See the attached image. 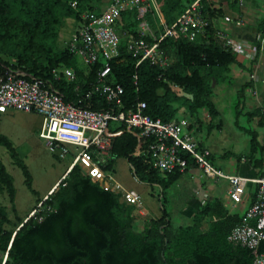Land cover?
<instances>
[{"label": "trees", "instance_id": "1", "mask_svg": "<svg viewBox=\"0 0 264 264\" xmlns=\"http://www.w3.org/2000/svg\"><path fill=\"white\" fill-rule=\"evenodd\" d=\"M99 2L0 0V75L11 71L20 73L27 80L48 81L66 102L107 110L110 104L103 95L94 93L90 98L86 97L97 83V73L105 67V62L99 59L93 65H85L78 55L71 52L70 41L64 47L58 45L65 20L72 19L80 26L84 15L97 13ZM156 2L163 22L170 26L193 0ZM201 13L210 24L193 41L176 34L160 43L169 61L165 68L146 61L137 66L138 60L127 51V45L141 37V21L136 9L121 13L115 23L120 38V55L108 63L111 71L107 82L122 87L124 110L144 103L145 113L153 119L163 122L186 119L188 130H193L195 136L202 126L198 114L205 110L210 118L208 129L221 127L220 123H214L219 112L213 102V81L216 85L232 84L229 67L235 63L236 57L231 51L223 49L215 38L213 20L218 16L216 10L203 3ZM144 20L154 36L159 37L161 24L153 9L145 14ZM143 38L149 42L152 40L148 35ZM65 68L72 69L75 78L68 80L60 73L56 80L55 74ZM251 84L248 82L238 89L234 102L235 115L243 113L241 105ZM244 115L248 120L257 118V125L264 126V111L261 108L246 111ZM108 131L116 136L109 156L103 157V170L114 178V160H127L139 182L160 188L162 214L136 226L139 211L136 206L127 204L121 193L105 190L74 166L55 189L38 202V209H32L21 219L16 215L14 206L13 179L0 162V196L7 194L11 204L9 211L0 202V262L6 255L5 264L253 263L252 250L228 241L231 230L242 220L238 214L229 213L218 197H204L196 213L190 218L187 215L189 223L173 226L171 214L164 207V194L179 182L191 166V161L187 160L188 168L183 173L161 171L153 166L143 141L140 155L135 154L139 144L133 134L136 131H127L124 125L118 123H111ZM257 137V134H251L247 156L256 167L264 163V146H260ZM0 146L9 150L13 164L22 170L26 185H30L31 177L22 159L9 140L1 135ZM255 153L261 157L255 159ZM235 158L240 161V156ZM208 160L212 165V154ZM263 168H259L258 177L264 175ZM263 251L264 241L260 243L258 252Z\"/></svg>", "mask_w": 264, "mask_h": 264}, {"label": "built area", "instance_id": "2", "mask_svg": "<svg viewBox=\"0 0 264 264\" xmlns=\"http://www.w3.org/2000/svg\"><path fill=\"white\" fill-rule=\"evenodd\" d=\"M203 3L210 5L214 0H193L170 26L163 22L156 0H111L106 11L82 17V24L70 39L71 52L78 55L85 65H93L99 59L105 62V67L97 73V83L86 97L90 98L94 93L103 95L110 104L107 110H95L66 102L63 95L48 81L35 78L27 80L20 73L7 71L0 75V114L11 109L41 116L39 139L59 159H72L67 173L78 166L92 181L99 183L105 190L121 193L127 204L138 209L141 208L139 196L124 188L103 170V157L109 156L116 136L108 131L111 123L122 124L127 131H136L133 134L138 138L139 144L135 154L140 155L143 141L147 156L153 166L161 171L183 173L188 168L189 160L191 167H196L201 172V177L215 181L226 180L228 197L235 205L242 203L247 184L254 183L257 187L254 199L241 215V223L231 230L228 241L252 250V264H264V251L258 252L260 243L264 241V175L250 180L238 175H227L214 168L208 160L210 152L206 148H200V142L193 131L188 130L189 122L186 119L171 122L153 119L145 113L144 103L124 110L122 87L107 82L111 71L108 63L120 55V38L115 30V23L122 12L136 9L141 21V37L127 45V51L138 60L137 66L146 61L165 68L169 61L160 43L176 34L193 41L210 24L202 16ZM150 9L155 11L161 24L162 32L159 37L154 36L144 20ZM223 22L233 23L237 27L242 25V21H233L229 17H224ZM144 35L151 37V42L146 41ZM215 38L223 49L231 51L235 57L244 56L248 59L255 56V51L249 45L236 41L222 29L215 31ZM259 45V50L263 52L264 37L260 38ZM60 73L68 80L75 78L74 71L65 68L55 74L56 80ZM250 78L251 81L254 79L253 76ZM5 261L6 255L0 264H5Z\"/></svg>", "mask_w": 264, "mask_h": 264}, {"label": "rangeland", "instance_id": "3", "mask_svg": "<svg viewBox=\"0 0 264 264\" xmlns=\"http://www.w3.org/2000/svg\"><path fill=\"white\" fill-rule=\"evenodd\" d=\"M63 25L59 33V47L67 45L78 26L71 20H66ZM231 83L232 86L229 83H225L227 86L214 84L213 100L216 102L217 110L221 113L223 120L222 128L208 129V122L203 120V117L207 118V111L203 110L198 114L202 119V126L200 132L196 135L198 141L212 152L213 163L223 169L227 167L228 173L232 171V168L228 166L231 163L230 158L232 156L222 158L225 153L235 155L236 157L243 156V159L247 157L250 150L252 133L257 134V142L260 146L264 144L261 141L264 137L262 135L264 134V127L262 128L257 125V119L248 120L247 116L244 115L247 109H244L243 113L235 115L234 94L228 91L229 89H233L234 83L232 81ZM229 93L232 96L229 95V97L227 95ZM262 107L264 108V105ZM39 117L36 114H26L19 110H10L6 115L0 117V135L9 140L12 148H14L18 157L22 159L31 177L30 183H28L30 184L28 185L30 189H28L24 174L18 166L13 164L14 162L10 157L9 150L5 146H0V162L13 179L15 188L14 206L16 215L21 219L32 209H38L40 205L38 202L46 198L44 196L51 186L64 173L65 178L69 165L72 162L70 158L59 159L56 155H53L48 150L47 144L39 139L38 134L42 122L41 117ZM179 117L181 118L182 115L180 114ZM253 157L259 159L261 156L259 153H255ZM112 175L124 188L139 196L141 208L137 212L138 221L136 222V226L141 225L144 220L157 218L162 214L159 202L162 200V197H159L160 188L157 185L139 182L134 176L127 160L116 158L113 164ZM205 182L209 186L213 181L207 179ZM216 186L224 191L226 183L225 185L221 183ZM194 192L195 183L189 174H184L177 184L165 191L164 207L171 214L174 227L189 223V218L192 214L185 215L183 211L184 209H186L185 212L189 210L188 203L193 200ZM0 202L9 211L11 210L7 194L4 193L0 196ZM142 210L147 213V216H145Z\"/></svg>", "mask_w": 264, "mask_h": 264}, {"label": "crops", "instance_id": "4", "mask_svg": "<svg viewBox=\"0 0 264 264\" xmlns=\"http://www.w3.org/2000/svg\"><path fill=\"white\" fill-rule=\"evenodd\" d=\"M110 3L111 0H100L97 8V13L106 11L109 8ZM210 5H211L210 7H212L211 9L216 10V14L218 15L213 20V26L215 31L218 29H222L228 36L234 38L236 41H239L245 45H249L250 48H252V50L255 51V56L253 58L247 59L244 56L243 57L238 56L236 57L235 63H233L229 67L230 76L234 84H233V89H229L228 91H231V93L234 94V99H235L238 89L242 85L251 82L252 85L250 86V88L246 90L244 101L241 106H243V109H247L246 111H251L248 109H254L257 107L264 109L262 107V105H264V50L263 52L259 50L260 38L264 37V0H242L241 3L239 2V0H214V3ZM219 10H221V12ZM224 17H229L233 21L240 20L242 21V25L237 27L233 23L226 24L223 22ZM67 20L73 21L72 19H67ZM75 24L78 25L77 23ZM78 27L79 25L77 26V29ZM252 76L254 77V79L251 81L250 77ZM249 89L251 90L249 91ZM232 94L229 93L227 95L232 96ZM213 102L216 105L215 100H213ZM218 112H219V116L214 120V123L215 124L220 123L221 125L220 128H222L223 120L221 118V113L219 110ZM6 113L0 114V117L6 115ZM26 114H35V113H26ZM203 120L207 122L210 120L208 114H207V118L203 117ZM263 127L264 126H262V128ZM194 129H196V127H194ZM261 141L264 143V137ZM203 147L210 152V155L212 154V152L208 147L204 145ZM262 155L264 160V153H262ZM228 157H231L230 158L231 163L228 165L229 167L232 168L231 172L229 173L227 172V167L226 169H223L220 166H216L214 163L212 165L214 166V168L221 170L223 173L227 175H238L250 180L257 178L259 168L264 167V163L257 164V167L254 166L253 161H249L247 157H244L245 161H243L242 160L243 156H240V161H237L235 156L232 154L230 155L229 153H225L222 156V158H228ZM64 174L51 186V188L44 197H47L52 192V190L55 189L58 183L63 180ZM184 174H189L190 178L194 180L195 183V192L192 197L193 200H191L188 203L189 210L185 212L186 209H184L183 213L185 215L190 213L193 215L194 213H196L197 207L199 206V203L202 200H204V197L206 198L218 197L222 200L224 206L227 208L229 213L238 214L239 216H241L244 213V211L251 205L257 188L254 183L249 182L244 191L242 197V203L235 205L230 201L228 197L227 194L228 183L226 180H217V181L212 180L213 182L209 186H207V183L205 182L207 179L201 177V172L196 167H191V166ZM202 178L204 179V181ZM220 182L223 185H225L226 183V187L225 189H223L225 192L222 191L221 188H218L216 186L218 184H221ZM142 212L144 211L142 210ZM144 214L145 216H147V213L144 212Z\"/></svg>", "mask_w": 264, "mask_h": 264}, {"label": "water", "instance_id": "5", "mask_svg": "<svg viewBox=\"0 0 264 264\" xmlns=\"http://www.w3.org/2000/svg\"><path fill=\"white\" fill-rule=\"evenodd\" d=\"M214 84H215V83H214V81H213V86H212V87H214Z\"/></svg>", "mask_w": 264, "mask_h": 264}]
</instances>
